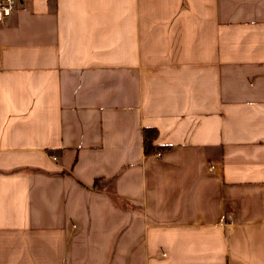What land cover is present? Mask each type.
Segmentation results:
<instances>
[{
    "label": "crops",
    "instance_id": "1",
    "mask_svg": "<svg viewBox=\"0 0 264 264\" xmlns=\"http://www.w3.org/2000/svg\"><path fill=\"white\" fill-rule=\"evenodd\" d=\"M0 264H264V0H19Z\"/></svg>",
    "mask_w": 264,
    "mask_h": 264
},
{
    "label": "trees",
    "instance_id": "2",
    "mask_svg": "<svg viewBox=\"0 0 264 264\" xmlns=\"http://www.w3.org/2000/svg\"><path fill=\"white\" fill-rule=\"evenodd\" d=\"M156 137V130L151 127H143L141 129V143L144 154H150L156 150H161L164 147L154 144V139ZM98 180H95V183Z\"/></svg>",
    "mask_w": 264,
    "mask_h": 264
},
{
    "label": "built area",
    "instance_id": "3",
    "mask_svg": "<svg viewBox=\"0 0 264 264\" xmlns=\"http://www.w3.org/2000/svg\"><path fill=\"white\" fill-rule=\"evenodd\" d=\"M18 1L19 0H0V26L4 25L6 18L15 10ZM154 155L159 157L161 152L155 151Z\"/></svg>",
    "mask_w": 264,
    "mask_h": 264
}]
</instances>
